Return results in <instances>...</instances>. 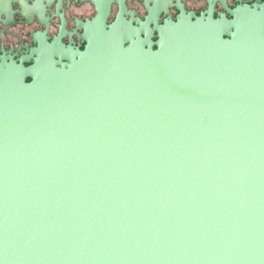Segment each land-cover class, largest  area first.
Segmentation results:
<instances>
[{"label":"water","instance_id":"1","mask_svg":"<svg viewBox=\"0 0 264 264\" xmlns=\"http://www.w3.org/2000/svg\"><path fill=\"white\" fill-rule=\"evenodd\" d=\"M214 1L0 58V264H264V1Z\"/></svg>","mask_w":264,"mask_h":264},{"label":"flooded vegetation","instance_id":"2","mask_svg":"<svg viewBox=\"0 0 264 264\" xmlns=\"http://www.w3.org/2000/svg\"><path fill=\"white\" fill-rule=\"evenodd\" d=\"M110 6L107 23L115 18L119 4L127 9L125 15L144 20L146 4L153 6L156 0H107ZM264 0H224L230 9L243 4H256ZM186 12L200 15L207 9L208 0H159V23L164 19L175 20L178 5ZM223 13L230 18L225 8L214 1L213 16ZM96 14L94 0H0V58L11 57L15 61L30 54L43 35L48 42L59 39L65 46L83 49L81 23ZM155 40V33L153 36ZM24 65L29 62L24 61Z\"/></svg>","mask_w":264,"mask_h":264}]
</instances>
